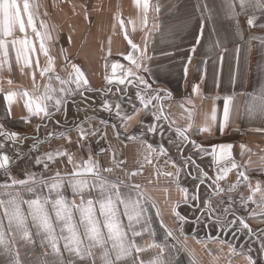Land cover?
I'll use <instances>...</instances> for the list:
<instances>
[{
	"label": "crops",
	"instance_id": "1",
	"mask_svg": "<svg viewBox=\"0 0 264 264\" xmlns=\"http://www.w3.org/2000/svg\"><path fill=\"white\" fill-rule=\"evenodd\" d=\"M30 2L38 5V15L36 16L38 29L40 22L43 21L52 37L45 41V46L49 49V55L55 60L56 72L61 77L68 78V72L64 71L67 65L64 56L67 55L71 62L77 64L85 73L90 90L85 91L83 96L79 94L66 96L60 111L50 107L52 116L47 118L33 116L30 122L25 119L29 114L24 108V99L17 95L9 114V105L4 99L5 95L9 91L17 93L24 90L31 91V72L33 70L25 68L22 73L21 65L15 62L14 51L10 50L9 59L12 63V71H8L5 66V70L0 73V124L3 125L4 130L15 132L18 136L21 135L23 144L26 138L39 136L37 130L41 126L46 129L42 130L44 131L42 137H48L47 135L54 128L52 122L58 120L59 127L56 128L69 129L68 135L75 147L78 139L77 125H83L87 129L89 123L100 127V120L108 121L107 139L97 143L95 139L98 140V137H90L88 141L93 143L94 148L97 149L107 148L111 144L116 149L117 160L125 161L122 174L116 170L111 175L104 173L105 176L113 179L117 173L116 176H119L127 184H140L142 186L140 191L149 198V204L146 205L149 207L147 216L150 217L148 228L155 235L150 236L146 230L142 236L135 238L137 244L146 248L153 241L164 245L163 257L171 261V264H247L245 255H251L257 264H264V252L260 251L261 242L264 241V216L259 215L260 209L255 204L248 203L247 206H242L240 202L241 195L244 197L250 195L247 184L242 182L235 192L222 194L221 197L212 196L211 199L217 214H220L222 208L231 207L232 212L243 218L252 232L240 228L238 223L220 230L211 222L206 221L201 215L203 209L199 202L196 207L182 202L181 194L177 190L173 178L165 177L162 174L157 176L156 160L152 165L144 164L141 169L143 156L140 146L135 142H129L126 147H123L121 145V141L124 139L122 129H120L122 133L120 140L114 137V130L110 125H120V120L115 115V104L117 102L122 104L124 109L122 115L130 111L131 104L127 99L122 98L121 93L117 92L114 86L106 85L104 80L106 74H111L110 65L112 62L119 60L122 64L128 63L120 55L121 53L126 54L130 50L124 38L125 31L134 42L141 46H143L146 37L147 52L151 59L145 62L149 71L143 75L153 87L163 90L162 96L166 93L170 94L161 101L169 118L175 120L176 125L185 126L188 121L184 118L186 113L180 104L191 98L198 110L196 126L191 131V138L209 150L212 144H231L234 159L241 165V170L247 172L253 186L256 181H260L264 186V172L258 170L264 167V161L261 160V157H264V130H257L264 129V120L258 117L249 118L245 113L246 97L237 95L241 92L251 93L264 86V51H261L258 41H253L249 50L240 39V35L244 37V40H247L249 36L264 37V29L259 27L260 24H264V15L257 12V27L249 28L247 18L251 13L249 12L247 15L240 13V9L237 7L236 11L240 14L233 19L227 11V0H150L148 25L145 28L138 19L141 9L137 7L135 0H30ZM205 4L208 6L207 9L204 8ZM157 8L159 11H155ZM202 15L204 17L211 16V19L206 20L201 43L197 46L196 53L192 54L189 49L195 45ZM120 20L125 22L124 29L120 27ZM132 20L136 21L135 26L129 23ZM153 25H159V27L155 28ZM134 27L135 30H133ZM15 35L23 38L25 34L17 30ZM27 35L37 48V52L32 54L33 61L38 57L40 68H43L47 63V58L39 52V38L31 32L30 28L27 29ZM217 40L220 41V47L214 46ZM237 44L241 46L240 64L244 80L242 85L233 89L229 77L231 73L235 72L234 46ZM224 48L227 49V52L223 53L225 60L221 69L218 57ZM109 49L111 55L108 54ZM61 50H63V54ZM189 55L192 56L190 64L187 62ZM204 61H207L206 66ZM106 62L109 65L107 70L104 66ZM185 66L188 67L187 74L184 71ZM33 68H35V64H33ZM68 68L71 71L70 66ZM36 73V83L43 84L45 81L41 79L39 69H36ZM9 79L13 81L11 85L7 82ZM53 83L54 86H58V82L54 81ZM194 85L199 86V95L193 93ZM70 87L74 88L75 86L71 85ZM109 87H111V91H108ZM134 91L135 88L130 89V92ZM226 96H234L232 102L234 111L228 125L221 131L220 123L223 121V104ZM105 100L113 105L112 112H107L101 107ZM135 103L139 107V102L135 101ZM186 107L191 106L186 104ZM213 107L216 108L217 121L212 124L211 132L199 131V128L204 125L205 114L210 117ZM151 122L150 116L141 113L131 122L128 133L141 132ZM165 127H167V122H165ZM169 136L175 137V133L165 131L163 138L159 134L146 136L148 142L154 145L163 143L168 148L169 155L158 158L161 171H175L170 163H164L166 159L180 163L185 156H192L197 165L207 171L210 176L214 175L211 156L203 153L199 156L195 155L190 145L184 147L181 153L175 144H168ZM0 141L12 145V141L4 140L3 137H0ZM30 141L34 140L28 142ZM66 142L65 139L64 141L62 139L60 144H66ZM89 143L85 144L87 148ZM242 144L246 145L243 155L241 154ZM111 156L112 153L109 150L103 155H97L96 159L103 161L106 166H111ZM24 163H22V167L20 166L23 171H26V174L34 173L33 163L31 162L32 166L30 164L25 168L23 167ZM130 172L138 174L127 175ZM26 174L20 173L19 175L21 177ZM195 175V168H184L179 177L180 186L187 187L192 191L196 183L192 176ZM1 176L0 174V180L3 181L4 177ZM236 179L237 172L234 170L229 173L225 181L221 182V186L226 188L229 184L235 183ZM165 189L168 191L166 192ZM121 191L127 192L130 189L122 186ZM44 194H47L46 189ZM65 195L69 199L73 198L71 190L67 187ZM208 195L206 186L202 185L200 188L201 201L205 200ZM226 195H231L234 203L229 205ZM25 198H30V194H26ZM76 199L79 202L78 198ZM257 199H259L258 196ZM177 201H180L177 211L187 217V222L182 225L176 220L171 210ZM151 204H155V207H151ZM254 210L255 215H253ZM157 211L159 215H157ZM197 217H199V223L196 222ZM223 218L231 220L232 213L223 214ZM122 219L127 223L126 218L122 217ZM162 224L172 230L175 239L166 237L165 227H162ZM32 231L34 232L35 229ZM216 238L227 243L221 245L216 242ZM36 241L34 246H20L21 258L26 264H32L35 258L44 251L50 253V249H42L39 246V237H36ZM228 244L235 247L236 254L230 253ZM157 253H159L158 248H148L147 251L140 254V257L148 260ZM51 258L48 256V259Z\"/></svg>",
	"mask_w": 264,
	"mask_h": 264
},
{
	"label": "snow or ice",
	"instance_id": "2",
	"mask_svg": "<svg viewBox=\"0 0 264 264\" xmlns=\"http://www.w3.org/2000/svg\"><path fill=\"white\" fill-rule=\"evenodd\" d=\"M138 8L141 9V15L138 17L143 27L148 25V12L150 8V0H135ZM207 5L204 8L207 9ZM237 7L240 13L248 14L247 25L249 28L257 27L256 13L264 15V0H227V11L231 17L235 19L240 13L236 11ZM159 11V9H155ZM38 15V5L30 2V0H0V73L7 66L8 71H12V63L9 59L10 50L15 53V62L21 65V72L24 73L25 68H32V90H24L21 93L9 91L4 99L9 105V114L11 106L17 95L24 99V108L29 114L25 119L30 122L31 117H50L53 113L51 108L60 111L65 103V97L68 95L79 94L83 96L85 91L90 90L89 81L82 69L75 63L71 62L67 55L64 56L67 65L64 71L68 72V78L61 77L55 68V60L49 55V49L45 46V41L51 39L47 31L46 24L41 21L39 29L37 27L36 16ZM26 17V19H25ZM119 19V17H117ZM211 16H201L199 32L196 37L195 45L189 51L195 54L197 46L201 43L204 34L205 22L210 20ZM129 23L135 26L136 21L132 20ZM120 27L125 28V22L120 20ZM158 28L159 25H153ZM259 27L264 29V24ZM39 38V52L47 58V63L43 68H40L38 57L33 61L32 54L37 52L35 43L28 38L27 29ZM17 30L24 33L23 38L15 35ZM135 30V27L133 28ZM237 35H240L237 33ZM124 38L130 50L120 55L126 60L127 64H122L119 60L111 63V74H106L104 80L106 85L114 86L116 91L121 93L122 98L128 100L131 104L130 111L124 113L122 104H115V115L120 120V125L112 124L114 137L120 140L121 130L124 134V139L121 145L126 147L129 142H135L140 146L143 156V164L152 165L154 160L157 161V176L164 175L165 177L173 178L176 182L177 190L180 192L182 202L196 207L199 202L203 209L201 215L206 221L212 225L224 230L230 225L239 224L240 228L252 232L250 226L243 218L238 217L232 212L231 207H224L220 214H217L216 209L212 206V196L221 197L222 194H231L235 192L241 183H246L249 188L250 195L247 197L240 196L242 206H247L248 203L255 204L260 209L259 215L264 216V186L260 181H256L254 186L249 175L245 170H241V165L236 162L232 155L231 144H212L209 148H205L202 144L197 143L191 138V131L196 126V117L198 110L191 98L186 102L181 103L180 107L186 115L184 118L188 123L181 127L176 125V121L169 118L165 111L162 100L170 94L161 95L162 89L153 87V85L145 78L143 73L149 69L145 66V62L151 57L147 52V38L143 46L134 42L129 37L127 31L124 33ZM240 39L244 45L250 50L253 41L259 42L261 51H264V37L249 36L247 40L240 35ZM215 47H220V41L217 40ZM62 54H63V50ZM224 48L218 57V62L223 67L225 60ZM241 46H234V68L235 72L230 74V83L235 89L238 85L243 84L244 75L240 64ZM109 55L111 51L109 49ZM167 54V53H165ZM192 56L187 57L188 64L191 63ZM205 66L207 61L203 62ZM35 64V68H33ZM70 66L71 71H69ZM107 70L109 65L105 63ZM36 69H39V75L43 84L36 83ZM185 74L188 72V67L185 66ZM26 74V73H25ZM58 82V86H54L53 82ZM8 84L13 81L9 79ZM218 83V81H217ZM74 85L75 87H70ZM123 86V87H121ZM131 88H135L134 92H130ZM42 89V91H41ZM111 87L108 91H111ZM102 91V89H101ZM193 93L199 95V86H193ZM237 95H244L245 113L249 118H260L264 120V86L254 92H241ZM134 97V99H133ZM234 96H226L223 104V121L220 123V130L228 125L230 117L234 111L232 104ZM54 103H51L53 102ZM139 102V107L135 103ZM190 105L191 107H186ZM101 107L107 112L113 111V105L107 100L103 101ZM141 113L151 117L152 122L147 128L138 133H128L131 122L136 119ZM217 121L216 108L211 110L210 117L205 114L204 125L199 128L201 132H211L212 124ZM167 122V127H165ZM140 123H143L140 121ZM100 127L88 124L87 129L83 125H77L78 139L77 147L82 149L90 137H98L97 143L107 139V128L109 123L106 120L99 121ZM258 131L264 129H257ZM165 131L174 132L175 137L169 136L167 142L169 145L175 144L178 151L183 152L184 147L190 145L194 150L195 155L201 153L212 157L211 166H214V175H209L207 171L196 164L192 156H185L184 159L177 163L175 160H165V164H171L175 171H161L159 169L158 158L167 157L169 155L168 148L163 143L148 142L146 136L148 134H159L162 138ZM51 135V134H49ZM0 137L4 140H10L13 143L20 138L15 132L4 130L0 124ZM60 138L65 139L69 144L72 143L71 137L67 133H61ZM91 148V145H88ZM5 144L0 141V171H3L7 179L0 182V264H26L21 258L20 246L36 245V237H39V246L42 249H50L42 252L35 258L32 264H171V261L163 257L165 246L155 243L148 245L147 248L136 243L135 238L142 236L144 231H148L150 236L155 233L148 228L150 217L147 216L149 207V198L140 191V184H127L124 180L117 176L114 180L109 179L104 173L113 174L116 170L124 171V160H117L116 149L109 144L107 148H101L96 155H103L111 150V166L102 167L99 160L90 151L87 159L78 158L75 153L69 149H56L37 157L35 163L43 164L45 171L48 170L50 163L54 164L58 158L61 162L71 166V171H65L61 174L56 171L53 175L45 177L43 173L39 176L36 173H27L26 178L16 179L12 177L8 171L10 165V157L4 151ZM241 154L246 150V145H241ZM264 161V157H261ZM250 163V162H249ZM246 167V166H245ZM184 168H195L196 175L192 176L195 181V186L192 191L187 187H181L179 184L180 173ZM237 172L235 183L229 184L226 188L221 186V182L225 181L233 171ZM264 172V167L258 169ZM137 172L127 173L129 176L137 175ZM191 175V173H189ZM206 186L208 197L201 201L200 188ZM122 186L130 189V191H121ZM71 190L72 199L65 195V188ZM47 194H44V190ZM167 192L168 190L165 189ZM95 193V195H93ZM26 194H30V198H25ZM257 196L259 199H257ZM79 202H77V199ZM227 201L230 204L234 203L231 195H226ZM223 203V200H221ZM180 201L175 202L172 207V213L176 220L182 225L187 222V217L177 211ZM26 206V208H25ZM155 207V204H151ZM232 213V219L223 218V214ZM255 210L253 215H255ZM157 215L159 212L157 211ZM126 218L127 223L124 219ZM199 223V217L196 218ZM139 226V230H138ZM165 227L166 237H172L171 229ZM32 229H35L33 232ZM216 242L221 245L226 244V241L216 238ZM177 243H180L177 241ZM175 247V245H173ZM229 251L236 254V249L231 244H228ZM148 248L159 249L153 258L144 260L140 254L147 251ZM179 250V249H177ZM261 252H264V241L261 242ZM67 254V255H65ZM51 256V259H48ZM247 264H257L256 260L251 255H245Z\"/></svg>",
	"mask_w": 264,
	"mask_h": 264
},
{
	"label": "flooded vegetation",
	"instance_id": "3",
	"mask_svg": "<svg viewBox=\"0 0 264 264\" xmlns=\"http://www.w3.org/2000/svg\"><path fill=\"white\" fill-rule=\"evenodd\" d=\"M68 105H70V104L68 103ZM68 113L69 112L67 111V114ZM52 123L54 124V126H53L54 128H53V130H51V132H49V134H51V135L48 134L47 135L48 137H46V138L42 137L44 134V131H42V130H46V129H44L43 126H41L39 128L40 130L39 129L37 130L39 136L26 138V140L23 144H22L23 138L21 137V135L19 136L20 139L17 142L11 143L12 145H8L6 142H4V144H5L4 151L10 157V165H9L8 171L12 177H14L16 179L26 178V176L22 175L20 177V175H19L20 173L26 174V171H23V169L21 168L25 155H28L30 157V159L34 165V169H33L34 173H36L38 176L41 173H43V175L45 177L53 175L56 171H60L61 174H63L65 171H69V172L71 171V166H67L66 163L61 162L60 158H58L54 164L50 163L47 171L44 170L43 164L37 165L35 163V159L37 157L42 158L44 156V154L47 152L54 151L56 149L62 150V149L67 148L71 152L75 153L78 158L83 157L84 159H87L90 151L94 154L95 158H97L96 154L99 153L100 149L94 148L93 143H89L90 141L86 142V144L89 143L88 145H91L90 150H88L89 147L87 148L86 146H84L82 149L78 148L77 146L74 147L72 145V143L69 144L68 142H66V144H60L62 141V138H60V134L61 133L69 134V129L60 130V128H56V127H59L58 120L56 122H52ZM92 125L95 126V124H92ZM29 140H34V141L28 142ZM63 141H64V139H63ZM95 141L97 142L96 139H95ZM25 144L28 145V146H26L27 147L26 149L23 148L25 146ZM100 163H101L102 167H107L103 161H100ZM122 167L124 169V165ZM122 172L123 171L119 170L120 174H122ZM0 174L2 175L1 177H4V180L3 181L0 180V182H4L7 179V176L3 171H0ZM116 175H117V173H116ZM116 175L113 176V179H115L117 177Z\"/></svg>",
	"mask_w": 264,
	"mask_h": 264
},
{
	"label": "rangeland",
	"instance_id": "4",
	"mask_svg": "<svg viewBox=\"0 0 264 264\" xmlns=\"http://www.w3.org/2000/svg\"><path fill=\"white\" fill-rule=\"evenodd\" d=\"M27 145H25L24 146V148L26 149L27 147H26ZM20 151V150H19ZM23 151V150H22ZM25 162V163H24ZM31 159H30V157L28 156V155H25L24 156V160H23V162L22 163H24L23 165V167L25 168V167H28L30 164H31ZM31 166H32V164H31Z\"/></svg>",
	"mask_w": 264,
	"mask_h": 264
},
{
	"label": "trees",
	"instance_id": "5",
	"mask_svg": "<svg viewBox=\"0 0 264 264\" xmlns=\"http://www.w3.org/2000/svg\"><path fill=\"white\" fill-rule=\"evenodd\" d=\"M35 121V120H34Z\"/></svg>",
	"mask_w": 264,
	"mask_h": 264
}]
</instances>
